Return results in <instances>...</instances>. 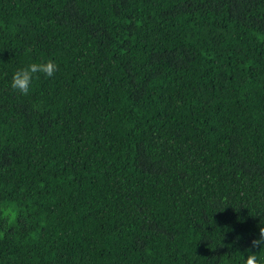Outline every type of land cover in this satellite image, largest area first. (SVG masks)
Returning a JSON list of instances; mask_svg holds the SVG:
<instances>
[{
    "label": "trees",
    "instance_id": "16d2710c",
    "mask_svg": "<svg viewBox=\"0 0 264 264\" xmlns=\"http://www.w3.org/2000/svg\"><path fill=\"white\" fill-rule=\"evenodd\" d=\"M259 220L264 0H0V264H264Z\"/></svg>",
    "mask_w": 264,
    "mask_h": 264
},
{
    "label": "clouds",
    "instance_id": "9594fccd",
    "mask_svg": "<svg viewBox=\"0 0 264 264\" xmlns=\"http://www.w3.org/2000/svg\"><path fill=\"white\" fill-rule=\"evenodd\" d=\"M57 68V64L52 60L41 63H31L27 65V67L20 68L13 74L10 87L21 95H28L31 91L33 78L37 77V74H43L44 77L51 78L54 77ZM258 228V238L251 241V248L260 249L264 247V222H261V220L258 222ZM246 253V258L244 256L245 264H258V258L255 253L248 249Z\"/></svg>",
    "mask_w": 264,
    "mask_h": 264
}]
</instances>
